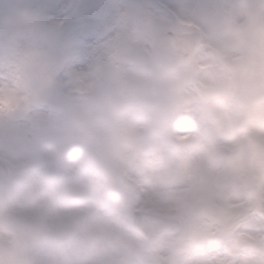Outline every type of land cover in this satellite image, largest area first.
<instances>
[{"label": "clouds", "instance_id": "clouds-1", "mask_svg": "<svg viewBox=\"0 0 264 264\" xmlns=\"http://www.w3.org/2000/svg\"><path fill=\"white\" fill-rule=\"evenodd\" d=\"M83 0H0V126L58 93L0 152V264H264V0H170L86 71Z\"/></svg>", "mask_w": 264, "mask_h": 264}, {"label": "bare ground", "instance_id": "bare-ground-1", "mask_svg": "<svg viewBox=\"0 0 264 264\" xmlns=\"http://www.w3.org/2000/svg\"><path fill=\"white\" fill-rule=\"evenodd\" d=\"M132 0H117L114 3L108 5V8L112 11L111 16H115L117 8H130ZM170 0H164L163 5L166 6ZM84 13V12H83ZM93 14V13H92ZM87 14V16H81L79 24H74L75 15L70 16L66 22V30L69 35L75 36L80 42V54L78 56V65L82 71H86L88 66L93 60L102 52L106 43L115 34L116 29L119 26L115 18H108L105 21H101L100 18L95 15ZM85 19V20H84ZM78 20V19H77ZM84 20V21H83ZM81 25V26H79ZM88 25L85 30H78V27ZM34 105V104H33ZM30 107L28 113H23L16 123L18 124V130L13 135L14 139L11 142H6L5 145H0V152L8 151L13 156L22 155L27 147V144L31 141H36V130L39 128L48 130L50 128V118L45 111L36 110L35 106ZM15 118V117H14ZM13 118V119H14ZM36 122V127L31 123ZM2 126H0L1 129ZM0 138H2L0 130Z\"/></svg>", "mask_w": 264, "mask_h": 264}, {"label": "rangeland", "instance_id": "rangeland-1", "mask_svg": "<svg viewBox=\"0 0 264 264\" xmlns=\"http://www.w3.org/2000/svg\"><path fill=\"white\" fill-rule=\"evenodd\" d=\"M132 1L133 2L131 3L130 8H132L138 14V17L140 18V20L144 25L148 24L149 22L148 14L151 11L164 7L163 5L164 0H132ZM109 3H113V2H110L108 0H83V5L80 11L76 14L75 16L76 19L73 23L79 24L80 23L79 20H81L80 18H82L81 16H87L88 13L89 14L93 13L92 15H95V17L100 18L101 21L103 20L105 21L108 18L111 19L115 18L112 20H115L118 23V17L116 15V12L114 17L111 16L112 11L108 8ZM86 27H88V25H85L82 28L78 27L77 31L82 29L85 30ZM59 103L60 101H59L58 93L54 92L51 97L38 100L36 103H34L33 106H35L36 110L45 111L46 113H48L49 116H51L50 118V127H51L52 123L56 118ZM29 111L30 108L27 110V112ZM21 115L22 114H20L19 117ZM19 117L16 116L14 119L10 121V123L7 126L1 127L0 130H1L2 138H0V145L1 144L5 145L6 142H11L14 139L13 135L18 130V126H17L18 124L16 122L18 120H21L19 119ZM31 124L32 126H34V128L37 125L36 122H33ZM35 130H36L37 140L43 139L48 131L39 128V126H37V129L35 128Z\"/></svg>", "mask_w": 264, "mask_h": 264}]
</instances>
